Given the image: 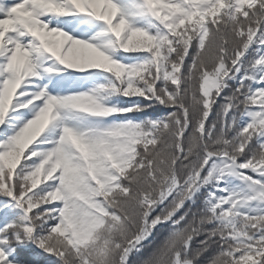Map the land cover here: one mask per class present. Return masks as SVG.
<instances>
[{
  "label": "snow or ice",
  "instance_id": "1",
  "mask_svg": "<svg viewBox=\"0 0 264 264\" xmlns=\"http://www.w3.org/2000/svg\"><path fill=\"white\" fill-rule=\"evenodd\" d=\"M0 264H264V0H0Z\"/></svg>",
  "mask_w": 264,
  "mask_h": 264
}]
</instances>
